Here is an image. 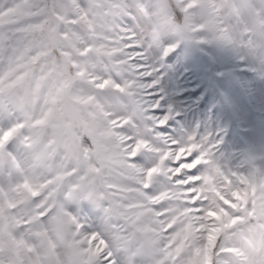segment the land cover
<instances>
[{"label": "snow or ice", "instance_id": "1", "mask_svg": "<svg viewBox=\"0 0 264 264\" xmlns=\"http://www.w3.org/2000/svg\"><path fill=\"white\" fill-rule=\"evenodd\" d=\"M184 41L264 63V0H0V264H264V168L161 131Z\"/></svg>", "mask_w": 264, "mask_h": 264}, {"label": "rangeland", "instance_id": "2", "mask_svg": "<svg viewBox=\"0 0 264 264\" xmlns=\"http://www.w3.org/2000/svg\"><path fill=\"white\" fill-rule=\"evenodd\" d=\"M240 56L218 42L184 41L166 58L157 53L156 115L171 109L172 118L161 131L172 137H222L214 158L223 168H264V63ZM84 208L85 222L98 224L101 213Z\"/></svg>", "mask_w": 264, "mask_h": 264}]
</instances>
